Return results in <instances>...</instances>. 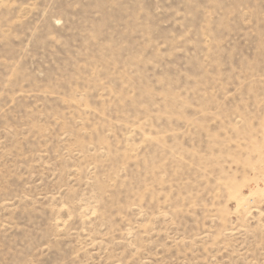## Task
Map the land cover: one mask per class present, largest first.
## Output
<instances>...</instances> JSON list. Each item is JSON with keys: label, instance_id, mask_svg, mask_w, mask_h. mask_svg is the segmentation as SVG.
Here are the masks:
<instances>
[{"label": "rangeland", "instance_id": "374dc122", "mask_svg": "<svg viewBox=\"0 0 264 264\" xmlns=\"http://www.w3.org/2000/svg\"><path fill=\"white\" fill-rule=\"evenodd\" d=\"M0 264H264V0H0Z\"/></svg>", "mask_w": 264, "mask_h": 264}]
</instances>
